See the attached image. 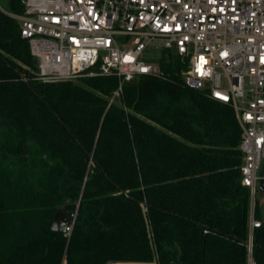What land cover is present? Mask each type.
<instances>
[{
  "label": "trees",
  "instance_id": "trees-1",
  "mask_svg": "<svg viewBox=\"0 0 264 264\" xmlns=\"http://www.w3.org/2000/svg\"><path fill=\"white\" fill-rule=\"evenodd\" d=\"M10 10L24 12L18 0ZM34 60L0 9V264H247L250 191L231 107L186 88L166 51L169 77H139L113 104L116 77L40 82ZM67 205L70 236L52 230ZM255 218L264 264L259 204Z\"/></svg>",
  "mask_w": 264,
  "mask_h": 264
},
{
  "label": "built area",
  "instance_id": "built-area-1",
  "mask_svg": "<svg viewBox=\"0 0 264 264\" xmlns=\"http://www.w3.org/2000/svg\"><path fill=\"white\" fill-rule=\"evenodd\" d=\"M18 1L22 14L0 9L29 42L35 80L116 77L118 98L139 77L161 74L160 61L146 60L157 42L160 60L165 51L181 60L186 88L234 110L242 185L250 191L247 264H258L253 231L262 224L255 211L264 182V0ZM71 219L67 236L76 214Z\"/></svg>",
  "mask_w": 264,
  "mask_h": 264
},
{
  "label": "rangeland",
  "instance_id": "rangeland-1",
  "mask_svg": "<svg viewBox=\"0 0 264 264\" xmlns=\"http://www.w3.org/2000/svg\"><path fill=\"white\" fill-rule=\"evenodd\" d=\"M11 1L12 0H0V4L4 10L10 11ZM151 48H152L151 49L152 53H151V55L147 56L146 60L159 62L160 61V50H161L160 44L156 42L151 46ZM158 77L162 80H166L169 77V74L161 71V74ZM180 77L182 78V69L180 72ZM81 80L82 79L76 80L73 82L77 85L84 86V82ZM122 96H123V94H122ZM122 96H120L118 98H114V95H113V98L110 100V104L117 102V99L121 98ZM257 201H258L257 203L259 204L260 210L263 214V212H264V196L261 193H258Z\"/></svg>",
  "mask_w": 264,
  "mask_h": 264
},
{
  "label": "water",
  "instance_id": "water-1",
  "mask_svg": "<svg viewBox=\"0 0 264 264\" xmlns=\"http://www.w3.org/2000/svg\"><path fill=\"white\" fill-rule=\"evenodd\" d=\"M34 64L35 66H37V60H34ZM23 80L24 82L29 86V88H31L30 82L29 80L23 75ZM264 172L261 173V175H263ZM260 192L261 194L264 196V182L261 181V186H260ZM70 210V206H63L60 207L58 212L55 214L54 216V220L52 223V230L56 231V232H60L63 234L67 233V228L72 224V219L71 216L67 213V211ZM246 246L250 245V242H246L245 243Z\"/></svg>",
  "mask_w": 264,
  "mask_h": 264
},
{
  "label": "crops",
  "instance_id": "crops-1",
  "mask_svg": "<svg viewBox=\"0 0 264 264\" xmlns=\"http://www.w3.org/2000/svg\"><path fill=\"white\" fill-rule=\"evenodd\" d=\"M109 264H158V263L157 262H150V263H147V262H112Z\"/></svg>",
  "mask_w": 264,
  "mask_h": 264
},
{
  "label": "snow or ice",
  "instance_id": "snow-or-ice-1",
  "mask_svg": "<svg viewBox=\"0 0 264 264\" xmlns=\"http://www.w3.org/2000/svg\"><path fill=\"white\" fill-rule=\"evenodd\" d=\"M225 55H227V53H225ZM126 59H129V58H126ZM201 60L203 61V58H201ZM199 70V69H198ZM145 71H146V69H145ZM203 74V73H202ZM217 95H219V94H217Z\"/></svg>",
  "mask_w": 264,
  "mask_h": 264
}]
</instances>
